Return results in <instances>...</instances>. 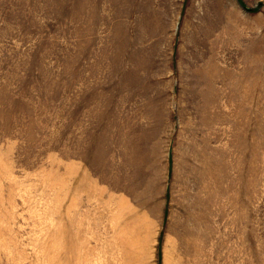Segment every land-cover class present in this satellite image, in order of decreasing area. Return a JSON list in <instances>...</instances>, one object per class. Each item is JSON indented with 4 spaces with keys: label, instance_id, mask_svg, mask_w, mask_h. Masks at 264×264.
Instances as JSON below:
<instances>
[{
    "label": "rangeland",
    "instance_id": "374dc122",
    "mask_svg": "<svg viewBox=\"0 0 264 264\" xmlns=\"http://www.w3.org/2000/svg\"><path fill=\"white\" fill-rule=\"evenodd\" d=\"M0 264H264V0H0Z\"/></svg>",
    "mask_w": 264,
    "mask_h": 264
},
{
    "label": "bare ground",
    "instance_id": "6f19581e",
    "mask_svg": "<svg viewBox=\"0 0 264 264\" xmlns=\"http://www.w3.org/2000/svg\"><path fill=\"white\" fill-rule=\"evenodd\" d=\"M109 8V7H108Z\"/></svg>",
    "mask_w": 264,
    "mask_h": 264
}]
</instances>
